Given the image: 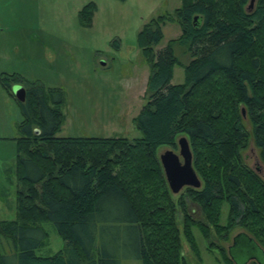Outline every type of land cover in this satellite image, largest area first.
I'll return each instance as SVG.
<instances>
[{
  "label": "trees",
  "instance_id": "obj_1",
  "mask_svg": "<svg viewBox=\"0 0 264 264\" xmlns=\"http://www.w3.org/2000/svg\"><path fill=\"white\" fill-rule=\"evenodd\" d=\"M246 4L181 0L175 9L181 28L177 42L185 46L189 61L177 84L170 83L177 63L173 40L152 49L167 17L159 15L142 26L137 41L150 72L147 102L133 122L137 138L56 136L61 91L25 86L24 100L18 102L22 119L15 162L23 190H17L15 217L0 220V264H188L156 154L159 145L174 147L178 134L188 141L201 182L198 188L184 187L183 195L200 207L216 231L227 234L235 225L244 229L234 235L230 255L220 248L224 264H235L239 244L264 252V181L240 156L251 136L264 161V0H255L250 9ZM92 7L88 3L79 11L85 24ZM19 81L13 74L0 78L7 90ZM183 195L176 203L183 211L184 235L196 251ZM223 202L228 216L222 226L218 216ZM46 222L63 245L39 255L35 251L46 240L41 225Z\"/></svg>",
  "mask_w": 264,
  "mask_h": 264
},
{
  "label": "rangeland",
  "instance_id": "obj_2",
  "mask_svg": "<svg viewBox=\"0 0 264 264\" xmlns=\"http://www.w3.org/2000/svg\"><path fill=\"white\" fill-rule=\"evenodd\" d=\"M180 2L0 0V78L13 74L20 79L13 84L23 88L39 84L44 89L61 91L63 102L58 107L61 118L56 136L137 138L140 132L133 122L147 102L146 80L150 72L137 35L149 20L159 15L167 17L160 25V39L152 49L155 52L173 40L171 47L178 64L172 67L170 83H181L183 67L189 57L185 46L177 42L181 28L175 18V9ZM88 3L93 9L89 22L85 24L79 11ZM12 91L13 88L7 90L0 83V220L15 217L17 190H23L15 174L17 124L22 119L18 102L23 100L18 101ZM240 111L244 126L249 130L243 107ZM179 136L184 135L176 137ZM163 149H171L174 153L178 150L176 143L174 147L159 145L156 154ZM240 156L245 165L264 181V161L260 159L251 136L240 150ZM183 193L184 187L177 193L170 192L175 206L176 238L183 260L188 264H224L220 248L230 255L228 250L233 245L234 235L244 229L235 225L227 234L224 230L216 231L204 218L200 207ZM180 195H183L184 211L190 215L187 221L196 251L192 250L183 232V211L176 203ZM227 216L228 206L223 202L219 208V224H227ZM41 225L47 237L35 252L52 254L62 247L63 242L49 222ZM202 226L206 228L207 236ZM236 250L239 261L236 260L235 264L242 263L249 256H253L256 262L264 259L262 251L255 247L239 244ZM254 258L249 257L243 264ZM121 264L139 262L123 260Z\"/></svg>",
  "mask_w": 264,
  "mask_h": 264
},
{
  "label": "water",
  "instance_id": "obj_3",
  "mask_svg": "<svg viewBox=\"0 0 264 264\" xmlns=\"http://www.w3.org/2000/svg\"><path fill=\"white\" fill-rule=\"evenodd\" d=\"M254 2L255 0H248L246 9H250ZM10 88H13L12 92L18 101L24 100L25 90L23 87L13 84ZM241 111L243 113V110ZM176 145L178 148L177 153H174L171 149H163L157 154L166 184L171 193H177L183 187L197 188L200 185L191 164V152L187 139L184 136L177 137ZM235 240V237H233V244H235ZM262 253L264 254L263 251ZM249 257L254 258L253 256ZM257 263L264 264V261Z\"/></svg>",
  "mask_w": 264,
  "mask_h": 264
},
{
  "label": "crops",
  "instance_id": "obj_4",
  "mask_svg": "<svg viewBox=\"0 0 264 264\" xmlns=\"http://www.w3.org/2000/svg\"><path fill=\"white\" fill-rule=\"evenodd\" d=\"M49 255V254H48Z\"/></svg>",
  "mask_w": 264,
  "mask_h": 264
}]
</instances>
